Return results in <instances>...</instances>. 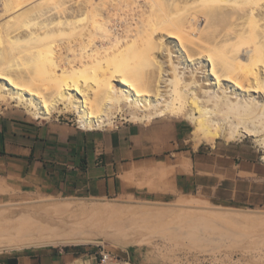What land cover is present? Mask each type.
I'll return each instance as SVG.
<instances>
[{
	"label": "bare ground",
	"instance_id": "6f19581e",
	"mask_svg": "<svg viewBox=\"0 0 264 264\" xmlns=\"http://www.w3.org/2000/svg\"><path fill=\"white\" fill-rule=\"evenodd\" d=\"M155 1L1 0L0 98L6 96L16 101L34 118H49L57 110L73 112L79 128L84 130L101 129L111 123L117 112L136 122L181 116L194 128L191 131L194 146L217 137L259 135L258 125L264 126V22H261L264 15H256L254 5L253 9L249 7L245 15L248 18L236 23L240 28L224 31L226 34L221 33L211 43L203 35L214 33L215 27L207 24L213 16L203 13L201 17L203 11H209V6L208 9L204 6L202 11L197 5L201 7L213 0H190L188 4L197 9L187 8L190 11L180 14L183 17L179 21L170 15L182 7L168 15L161 3L160 15V7H154L158 5ZM157 9L159 12H154ZM165 10L168 11L166 7ZM156 30L164 31L167 36L158 39L162 59L154 54ZM168 40H174L177 45H168ZM185 42H192L195 47L188 49ZM137 44L147 48L149 62L154 60L153 73L141 69V62L148 65V61H135L140 54L135 50L132 53L131 48ZM180 62L188 65L186 71L178 65ZM197 63L206 67V79H202ZM193 65L196 69L187 70ZM226 85L230 86V93ZM216 88L222 90L216 93ZM252 123L254 127L249 125ZM51 206L53 210L63 209V213L68 211L64 213L66 218H59L62 214L57 211L54 217L47 215L49 221L44 222L13 211L10 216L5 215V221H0V250L92 242L89 228L125 208L113 202L89 206L59 201ZM138 208L136 212L156 213L150 203H142ZM201 212L199 216H208L213 222L264 217V211L252 209L211 207ZM133 214L134 211L128 215ZM53 218L69 224V229L57 221L50 222Z\"/></svg>",
	"mask_w": 264,
	"mask_h": 264
},
{
	"label": "rangeland",
	"instance_id": "374dc122",
	"mask_svg": "<svg viewBox=\"0 0 264 264\" xmlns=\"http://www.w3.org/2000/svg\"><path fill=\"white\" fill-rule=\"evenodd\" d=\"M165 1L166 0H156L155 2L158 5H155L154 7L158 8L159 6L160 13H158V9L154 10V12L158 11L157 13L161 15V10L164 7V13L168 14L182 7L179 12L175 11L178 13L174 12L171 15L168 14L171 18H173V16L177 18L178 21L183 17V15L180 14H183V12L187 13L190 7H192V9H197L199 7L198 10L203 11L204 6L205 8L209 6V11H200L202 12L200 16L204 17L203 13H205V16H215L217 19L215 20L214 18L213 20L212 17V21L209 22V19L207 23L208 25L215 27L216 30L214 29V33L212 35L211 33L203 35L204 40L211 43L216 39L218 40L222 35L221 33L224 35L228 30L231 32L230 30H233V27L234 29L238 27L239 25H236L237 22L241 24V21H245V19L248 18L246 16L248 15L249 7H251V9L254 8L253 10H255L256 15H258L257 13L261 16L264 15V0H250L246 2L236 0L238 1L237 3L236 1L230 3L227 0H213L207 1L210 2L207 3V5L206 2L203 5L199 1L198 3L202 5L200 7L198 4L197 8H195L196 6L188 4L190 0H186L187 2L185 0ZM161 3H163V6L161 5L162 8L160 6ZM165 7L168 11L165 10ZM246 9L248 10L246 11ZM222 11L225 12V14L223 13L224 16L221 15ZM245 11L247 14H245ZM206 13L210 15H207ZM154 14L156 16V13ZM225 15L227 18L228 16L230 17L228 19L229 21ZM235 19L236 21H234ZM217 22L222 24L219 25ZM261 22H264V20ZM209 23L215 24L213 25ZM238 28H240V26ZM159 30H156L153 36L155 40L157 38V46L154 48V54H158L159 58H161L163 54L161 53V50L160 52L158 51V39H165L167 36H165L166 34H164V31ZM224 31L226 32L224 33ZM208 36H210L209 39ZM191 43H188V46L185 42L184 46L186 48L189 47L188 49H190V47H195L194 44L191 45ZM167 44L170 46L177 45L174 40H168ZM131 50L133 51H131L132 53H134L135 50L138 55L140 54L137 60L135 58V61L140 62L145 60V63L149 62L147 57L148 55L150 56V54L147 48L145 49V46L137 44L135 47L131 48ZM143 62H141V66L144 67H141V69L153 73L155 62H149L148 65H145ZM178 65L183 66L184 71H186L185 67L188 66L184 62H180ZM197 67L203 77L202 79H206V67L202 66V63H197ZM193 68L196 69L193 65L189 66L187 70ZM223 87L225 86L223 85ZM226 87L228 86L226 85ZM217 88L215 89V92L219 93L222 89L219 91ZM228 88L227 91L229 92L230 86ZM233 94L234 93H232V95ZM235 95L238 94L235 93ZM240 97L243 98L244 96L242 95ZM257 97L258 96L255 95V98ZM258 99H260V97H258ZM9 112H19L34 118L16 101L7 99V97L4 96L0 98V114ZM76 118L77 117L73 112L57 110L49 118L34 119L41 121L58 119L60 121L73 122L78 125ZM162 119L181 120L187 125L183 147L191 150H199L200 152L195 158V162L198 169H200L198 179L202 183L201 186L193 187L186 192H175L171 194H122L98 199L78 194L28 192L11 187H5V190H3V186L0 184V189H2L0 190V221H5V218L10 216L11 211H13V214L17 213V215L23 213L27 214L32 218L37 219L38 222L49 221L47 215H56L55 211H57L58 214L64 215L58 216L59 218L65 219V216L67 215L64 213L68 211L63 213V209H58L60 211L53 210L55 208L51 206L59 201L76 202L78 204L82 203L89 206H94L97 203L113 202L120 203L125 207L123 209L124 211H119L121 213H113L109 218L104 219L103 221L105 223L100 221L97 223L99 225L95 224L93 227L89 228V233L94 239L92 242L61 246L29 247L21 250L2 249L0 250V264H8L9 259L12 257H16L17 264H264L263 216L257 219L252 218L248 221L227 219L213 222L208 216L198 215H201V211L204 212L211 207L264 211V161L262 160L264 154V128H261L264 126L262 124L258 125L260 131L263 132L261 133L258 131V136H250L242 133L233 137V139L217 137L214 138V140L202 142L198 146H193L194 140L191 132L194 129L193 126L181 116H163L156 117L147 122H136L128 120L127 115L122 112H117L113 114L111 123L103 126L101 129H115L116 126H122L125 124L146 126L151 124L154 120ZM249 125L254 127L255 124L252 123ZM259 128L255 127L256 130H259ZM189 139H191L192 143ZM142 203H150L154 205L156 213L151 214V212H147L146 214L148 216L144 217L146 216L145 212H136L139 209L138 205ZM51 207L52 210L50 209ZM202 207H206V209H202ZM133 211L135 213L133 215H137L143 219L140 218L139 220L137 216L136 218L133 215V218H129L132 216L128 214H132ZM139 213L140 215H143L140 216L138 215ZM115 214L117 217H115ZM42 215L46 217L40 218ZM125 217L127 218L125 219ZM56 219L57 218H53L50 222L57 221L60 224L66 225L65 228L69 229V224ZM132 219H136V223ZM118 220L123 225H121L120 222H117ZM229 220L233 222H230ZM131 221L132 223H130ZM110 222L111 225L117 223L111 226L109 224ZM79 245H81V247H74ZM65 247H68V249H64Z\"/></svg>",
	"mask_w": 264,
	"mask_h": 264
},
{
	"label": "crops",
	"instance_id": "0c3cea01",
	"mask_svg": "<svg viewBox=\"0 0 264 264\" xmlns=\"http://www.w3.org/2000/svg\"><path fill=\"white\" fill-rule=\"evenodd\" d=\"M186 130L181 120L84 130L73 122L3 113L0 184L98 199L186 192L202 184L195 162L199 150L183 147Z\"/></svg>",
	"mask_w": 264,
	"mask_h": 264
},
{
	"label": "trees",
	"instance_id": "16d2710c",
	"mask_svg": "<svg viewBox=\"0 0 264 264\" xmlns=\"http://www.w3.org/2000/svg\"><path fill=\"white\" fill-rule=\"evenodd\" d=\"M74 247L79 248V247H81V245H79V246H74ZM64 249H68V247H65ZM8 264H17V259H16V257H12V258H10Z\"/></svg>",
	"mask_w": 264,
	"mask_h": 264
}]
</instances>
